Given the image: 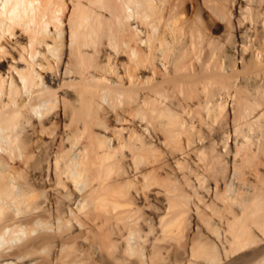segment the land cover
<instances>
[{
  "label": "bare ground",
  "instance_id": "obj_1",
  "mask_svg": "<svg viewBox=\"0 0 264 264\" xmlns=\"http://www.w3.org/2000/svg\"><path fill=\"white\" fill-rule=\"evenodd\" d=\"M197 1L204 36L184 0H0V264H264V0Z\"/></svg>",
  "mask_w": 264,
  "mask_h": 264
},
{
  "label": "rangeland",
  "instance_id": "obj_2",
  "mask_svg": "<svg viewBox=\"0 0 264 264\" xmlns=\"http://www.w3.org/2000/svg\"><path fill=\"white\" fill-rule=\"evenodd\" d=\"M184 1H186L187 3L186 4H182L181 5V8H180V10L181 11H183V10H185V13H184V15H183V18H184V20H187L188 22H189V25H190V27L192 28V30H194L195 32H197V31H200L199 33L201 34V35H206L205 34V32H207V30H206V28H207V26L205 25V19H206V17L205 16H200L197 12V6H196V8H195V6L194 5H196V3L198 2L197 0H184ZM194 3H193V2ZM193 3V4H192ZM185 5H187L188 6V8H186V6ZM186 8V9H185ZM200 16V17H199ZM202 17V18H201ZM192 22V23H191ZM231 22H232V19H231V16H229V15H227V17H226V20L222 23L223 24V29L218 33V35H224L225 36V38H227L226 36H228V30H230L229 28H230V25H231ZM203 33H202V32ZM203 35V36H204ZM232 38H231V40H233L234 38H233V36H231ZM7 38V39H6ZM6 41V42H5ZM16 40H13V39H8V37H5L2 41H1V43L2 44H7V45H10L11 43H13V42H15ZM11 42V43H10ZM183 42V41H182ZM184 43V42H183ZM187 51V50H186ZM187 54H188V56H190L191 54H190V52L188 53L187 52ZM190 54V55H189ZM193 55V54H192ZM11 56V55H10ZM102 55H97L96 57L94 56L93 57V62L94 63H96L98 60V62L101 64V62L100 61H102V57H101ZM127 56V55H126ZM100 58V59H99ZM126 58V57H125ZM113 61V60H112ZM97 62V63H98ZM105 63H108V64H105V66H104V63L102 62V66H104L105 68H107L108 69V67H109V69L112 67L111 66V63L110 62H105ZM109 63H110V65H109ZM100 65V66H101ZM108 65V66H107ZM112 65L114 66L115 64L112 62ZM111 66V67H110ZM110 83V82H109ZM123 100V101H122ZM120 102H118V104H120L119 106H118V104H117V101L115 102V109L113 110L114 111V114L115 115H117L118 113H129V111H130V109L129 108H131V103H130V101L129 100H127L125 97H124V99H122ZM126 101V102H125ZM128 101V102H127ZM121 102H123V103H121ZM121 104H123V105H121ZM118 107V108H117ZM125 107V108H124ZM225 113H228V109L225 111ZM176 149V148H175ZM177 150V149H176ZM175 150V151H176ZM185 166H187V165H185ZM46 253H48V252H46ZM45 253V255H47ZM241 254H231L230 256H226V255H224L223 257H221V259H220V263L219 264H240L239 262V260H238V257L240 256ZM225 257V258H224ZM237 261V262H236Z\"/></svg>",
  "mask_w": 264,
  "mask_h": 264
}]
</instances>
